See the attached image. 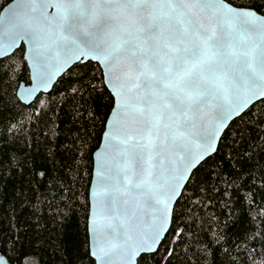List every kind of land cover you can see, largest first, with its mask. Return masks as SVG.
<instances>
[{"label": "snow or ice", "instance_id": "obj_1", "mask_svg": "<svg viewBox=\"0 0 264 264\" xmlns=\"http://www.w3.org/2000/svg\"><path fill=\"white\" fill-rule=\"evenodd\" d=\"M254 3L9 0L0 6L8 8L0 14V74L17 51L32 58L42 83L76 62L95 61L98 95L110 97L91 230L100 264H148L157 256L171 264L175 250L163 242L173 205L198 179L224 122L264 105V2L260 10ZM84 87L97 91L95 83ZM259 254L254 250L253 260Z\"/></svg>", "mask_w": 264, "mask_h": 264}, {"label": "trees", "instance_id": "obj_2", "mask_svg": "<svg viewBox=\"0 0 264 264\" xmlns=\"http://www.w3.org/2000/svg\"><path fill=\"white\" fill-rule=\"evenodd\" d=\"M262 2L254 6L260 10ZM8 63L0 74V257L10 264H94L87 236L92 154L111 110L108 93L98 95L101 74L94 63L77 64L25 106L16 98L18 85L29 83L23 54ZM91 83L97 91L84 87ZM262 112L258 104L229 124L175 203L163 242L175 250L171 264H264ZM148 264H161L159 256Z\"/></svg>", "mask_w": 264, "mask_h": 264}, {"label": "water", "instance_id": "obj_3", "mask_svg": "<svg viewBox=\"0 0 264 264\" xmlns=\"http://www.w3.org/2000/svg\"><path fill=\"white\" fill-rule=\"evenodd\" d=\"M14 3H15V0H12L11 4L14 5ZM7 11H8V8L4 7L3 12H0V14H6ZM23 61H24L25 65L27 67V70H28L29 83L25 84V83L21 82L18 85L17 90H16V98L22 105H25V106H29L30 104H32L34 102V100L39 95L50 93L53 86L56 84V82L67 71H69L73 66H75L77 64L88 63L86 60L81 61V62H76L75 64H73L71 66L70 69L66 68L59 76H53L51 80H48L45 83H42L40 81V79H38L37 73H36L35 69L33 68L32 58L27 54H23ZM91 63L95 64V61H91ZM29 93H31V94L29 95ZM110 112H111V110H110ZM238 117L239 116H237L236 118H238ZM232 121H233L232 119L226 120L224 122V124L221 126L222 131L218 132L217 139L213 141V147H214L215 151H212L211 149L209 150L211 152L210 156H212L216 152L217 147H218V143H219L224 131L227 129V127L229 126V124ZM105 125H107L108 128L111 127L110 115H108L106 122H105ZM107 130L108 129L104 126V130H103V133L101 135L100 143H99L97 149L92 154V172H91V180H90L89 192H88V204H89L88 217H87L88 252H89V256L92 259V261L94 262V264H100V261L96 255L95 242H94V238L92 236V231H91L92 230V220H93V218L96 217V207H95L96 198H95L94 194L97 190V171H98L99 166H100V154L104 150V144H105L104 137H105V132ZM174 206H175V204L173 205V208H174ZM170 225H171V218H170L169 224L167 226L168 230L170 228ZM0 264H10V263L8 262V260L5 257L1 256L0 257Z\"/></svg>", "mask_w": 264, "mask_h": 264}]
</instances>
